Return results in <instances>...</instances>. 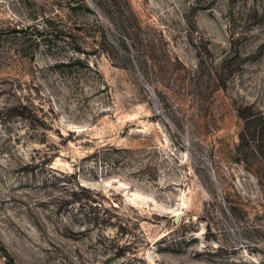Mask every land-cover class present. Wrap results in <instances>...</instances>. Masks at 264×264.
<instances>
[{
  "label": "rangeland",
  "instance_id": "1",
  "mask_svg": "<svg viewBox=\"0 0 264 264\" xmlns=\"http://www.w3.org/2000/svg\"><path fill=\"white\" fill-rule=\"evenodd\" d=\"M0 264H264V0H0Z\"/></svg>",
  "mask_w": 264,
  "mask_h": 264
}]
</instances>
